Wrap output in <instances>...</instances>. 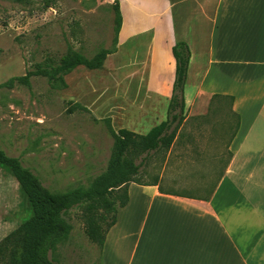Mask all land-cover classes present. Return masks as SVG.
Here are the masks:
<instances>
[{"label": "crops", "instance_id": "0c3cea01", "mask_svg": "<svg viewBox=\"0 0 264 264\" xmlns=\"http://www.w3.org/2000/svg\"><path fill=\"white\" fill-rule=\"evenodd\" d=\"M130 2L135 21L145 17L143 33L125 35L124 24L112 53L140 44L138 62L147 65L128 95L129 129L145 134L166 119L172 46L185 41V118L176 138L194 116L196 139L207 143L198 156L212 168L194 185L202 194L179 192L164 171L130 182L105 236L103 264H264V0H159L160 9ZM84 95L76 101L92 109Z\"/></svg>", "mask_w": 264, "mask_h": 264}, {"label": "rangeland", "instance_id": "374dc122", "mask_svg": "<svg viewBox=\"0 0 264 264\" xmlns=\"http://www.w3.org/2000/svg\"><path fill=\"white\" fill-rule=\"evenodd\" d=\"M115 1L0 0V84L34 70L38 64L54 65L70 49L87 57L101 47L116 46L118 50L124 24L123 34L141 36L143 31L137 27L143 28L145 17L135 21L130 0H117L121 26L116 35ZM135 4L142 9L161 6L159 0L152 5L148 0H135ZM140 60V44L131 43L120 54H108L101 70L75 67L64 75L72 82L69 88L59 82L51 87L45 75L30 77L29 85H0V149L18 158L54 192L87 186L106 170L113 145L109 125L115 130L129 129L128 95L139 88L137 81L144 80L147 69ZM82 95L92 109L82 102L87 109L73 107ZM193 118H188L187 126L167 151H153L146 157L138 179L152 181L164 171L171 187L179 192H206L194 185L208 177L212 162L198 156L207 143L201 145L196 139ZM162 184L170 187L165 180ZM25 207L18 182L0 166V241L20 223ZM64 218L72 230L50 252L52 264H103V246L99 249L85 233L83 209L75 207Z\"/></svg>", "mask_w": 264, "mask_h": 264}, {"label": "trees", "instance_id": "16d2710c", "mask_svg": "<svg viewBox=\"0 0 264 264\" xmlns=\"http://www.w3.org/2000/svg\"><path fill=\"white\" fill-rule=\"evenodd\" d=\"M113 9L114 31L117 35L121 26L117 0ZM116 50V46L101 47L94 55L87 57L80 51L70 49L56 64H38L34 70L13 76L0 85L12 87L15 82L29 85L30 77L45 75L51 87L58 86L57 82L66 87L64 75L78 65L88 69L100 68L106 56ZM172 54L175 73L166 119L145 134L125 127L115 130L109 125L113 145L106 170L87 186L54 192L30 168L23 166L18 158L8 156L0 149V166L16 179L26 204L20 223L0 241V264H52L50 252L67 239L72 230V225L65 220L64 215L75 207L83 209L88 239L98 244L99 249L103 246L106 233L115 222L117 209L128 201V184L139 182L136 175L142 162L153 151H167L184 122V85L190 48L185 41H177L172 46ZM73 104L75 108L87 109L79 102ZM137 159L139 162H136Z\"/></svg>", "mask_w": 264, "mask_h": 264}]
</instances>
